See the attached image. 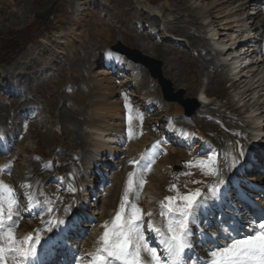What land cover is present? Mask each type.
<instances>
[{
  "label": "rangeland",
  "instance_id": "rangeland-1",
  "mask_svg": "<svg viewBox=\"0 0 264 264\" xmlns=\"http://www.w3.org/2000/svg\"><path fill=\"white\" fill-rule=\"evenodd\" d=\"M250 1L193 0L183 3L181 0H140L146 6H150L153 10L151 11L150 8L141 5L138 0H0V38L1 36L9 37L11 42L7 46L12 48L9 54V52L1 51L0 45V59L3 56L11 58L12 53L15 54L25 49L12 61L9 59L10 62L0 63V79L2 80V77L7 79L6 74L10 75L13 78V84L26 91V94L34 92L35 89L37 91L35 100H38L35 103L37 111H31V115L34 112L36 115L40 108L39 116L34 118L36 121L33 123L27 113L19 114V118L18 116L11 118L12 107L8 108L0 104V112L5 114L0 119V133L6 131V125L12 126L11 122L8 123L9 118L10 121H15L13 123L14 136H10L13 143L0 155V163L8 162L9 155H14L17 159L13 164L10 163L11 166L8 163L9 170L0 171L2 189L6 191L8 188V182L3 178V173H5V178H10L12 194L16 193V186H18L20 195L24 194L28 187L25 182L29 179L26 175L31 167L38 168L41 164L53 161L55 156H61L63 153L70 156L72 151L79 152L78 149L83 150L90 143L102 141L105 143L103 159L109 160L112 165L116 164V168H109L111 172V178L108 180L109 187L98 198V201L93 203L94 208L88 209L78 203V207L70 211H79L88 217H94L92 218L94 223L97 224L101 221L100 226L102 222L105 224L109 220L113 224V211L122 193V177L125 178L126 174L129 176L125 192V200L128 204L124 209V217L132 216L135 210H139V215L145 213L143 205L148 204L150 197L156 193L161 195V193L168 192L175 196L174 198L180 199V197L190 196L199 190L201 195L197 199L207 200L205 194L210 189V184L215 183L214 176L217 175V166L213 163L207 165L206 162L209 160L219 162L218 150L213 146L212 135H222V132L228 133L229 136L242 132L249 133L253 129L251 126L256 123L254 119H259V116H251L247 120L245 115L249 116V113L252 111L253 114L255 110L260 114L264 111V103H262L264 101V62L259 61L261 58L259 54L264 55V39L261 37V34L264 35V33L263 30L258 31L253 27L256 20L264 18V13L261 12L255 17L258 10L256 8L260 6L264 8V2L254 0L245 6L244 12H241L239 5L243 6L244 3ZM256 2L257 5H255ZM53 4L54 9L49 19L39 16ZM181 6L185 8H178ZM205 8L210 11L212 9L211 12L219 22L209 28L204 27L199 30L202 33L201 42L211 48L214 58L219 59V63L226 62V66L219 65L218 70L225 77L226 88V94L220 98L200 94L208 88L209 73L207 70L209 68L202 64L201 57L198 55L200 51L197 50V52L196 47L190 50L191 55L185 53L189 48L188 38L183 31L178 32L171 28L176 23L180 26L188 25L192 18L196 22L198 19L199 22H203L200 10ZM182 9H187L188 18L181 16ZM153 17H157L159 20L158 28L155 26L156 22L153 21ZM39 33L41 35L37 38ZM212 35L213 38L215 37L214 39ZM240 40L245 41V44H242L245 49H242L241 46L234 51L238 50L239 53L241 49L245 50L244 53L247 52L245 55H239L238 58L233 57L232 60H229L234 63H229L227 57L230 54L228 53L226 57L224 54L222 55L224 56L223 60L220 59L219 50L215 49L216 47L223 50V48L226 49L232 45L231 47L236 48L234 43ZM119 41L154 59L161 60L164 76L172 82L174 92L182 90L184 91L183 97L188 99L201 96L205 103L199 112L208 113V119H204L200 115L197 116V112L194 116L187 117L184 115L181 105L164 100L157 80L153 79L143 66L131 61H127L122 70L118 65V67L108 65L107 58L112 55H121L111 50V47L117 45ZM257 49H262L263 52L256 53ZM210 52H208L209 55H211ZM230 52L235 53L232 50ZM246 57L247 61L252 63L243 62V58ZM93 59H95V65L92 78L94 82L102 86L97 91H94L93 86H90L91 78H89L91 73L88 66ZM239 61L243 64L241 67L244 69L241 74L240 70L238 72L234 70ZM229 69L236 71L239 76H244L240 81H238L240 77L233 78L238 82L236 86H232L233 80L231 81L229 78ZM209 71L211 74L214 72V70L213 72ZM1 80L0 101L8 102V94L1 91V87L5 88V85L1 84ZM107 82L108 85L105 84ZM8 84L7 82L6 85ZM10 86L12 85L10 84ZM251 92L252 94H250ZM99 94L103 96L105 104L111 106L115 104V106L106 111H104L105 107L98 110L96 107L99 106H96V102ZM144 94L152 95L155 98L147 101ZM226 101H230L240 110V118H238V114L235 116L236 114L226 112L224 107ZM29 102L31 103V101ZM129 102L131 105L124 108V103ZM148 102L153 103L148 106ZM146 106L150 108H144ZM135 110L139 111L138 119L141 124L138 123L139 125H134L129 129L127 121ZM95 113H100L109 124V127L104 131L94 124L92 117ZM112 113L117 116L111 118ZM142 113L149 114L146 117L150 118L148 119L150 122L153 121L152 125L146 126ZM261 115L263 117L264 113ZM235 118L240 120L241 127L237 128L233 124L237 121ZM73 121L77 122L75 128L72 125ZM122 124L123 126L127 125V139H134L137 142L141 137L134 136V133L135 131L139 132L140 127L144 129L146 126L152 129V127H156L155 124L161 125L162 129L157 127L156 133L148 136L157 140L156 144L161 145L162 149H170L168 155L162 151V154L166 156L163 155V157L168 159H166V166L160 168L158 164L160 157L158 156L145 158L140 166L133 165V158L138 154L135 149L139 147L132 145L133 143L125 142V139L122 141L115 135V131L111 130L112 128L114 130L121 128ZM81 128L82 131L79 130ZM165 130H168L167 134H165ZM258 132L264 133L263 130ZM86 135L87 137H85ZM241 135L239 136L241 137ZM246 138L249 140L248 134H246ZM15 140H17L16 144ZM243 140L244 138L241 137L242 142ZM241 141L237 143L238 145H234L237 152H240L239 145L243 144ZM147 149L149 151L151 147ZM66 150L68 154L65 153ZM78 156L82 163L80 152ZM200 162L204 163V166L196 168L195 173L191 174L192 176L185 174L186 167L194 164L199 167ZM125 163H128V170ZM72 166L78 168L80 164ZM84 170L81 169V171ZM241 177L247 179L246 175ZM241 177L235 178L238 188L232 189L238 194L237 197L253 198L256 203L261 204L264 197L260 196L261 192L260 195L256 193L253 186L258 183L255 182L252 185L250 181L242 180ZM83 179H87V177L84 176ZM48 184L54 187L55 191H52L57 193L55 197L60 198L62 194L64 195V186H58L52 180L48 181ZM170 184L173 185L172 188L169 187ZM69 187L72 189V184H69ZM2 189L0 188V216L3 217L4 213H7L4 204L10 201L9 204L14 206L12 211L15 210L13 212L15 217L21 221V225L14 226L12 229L16 238L21 234L23 225L29 221L36 229L45 228L44 214L33 213L30 217L24 216L25 210L31 211L29 206L23 205L24 202L19 196H9L7 200H2ZM37 189L38 187L30 189L27 195H37ZM37 198L40 199L39 195ZM62 198L64 199L63 196ZM63 199L62 203L64 204L66 201ZM177 201H174L175 205L181 206L182 202ZM133 205L135 209L132 207ZM58 209H62L61 205L58 206ZM173 218L171 216V219ZM108 229L111 231V228ZM94 230V228L90 229L88 240L85 243L91 242L90 239L93 240ZM15 237H13L14 242H16ZM3 245H9L8 236L0 237V246ZM13 256L14 254L9 253L10 259Z\"/></svg>",
  "mask_w": 264,
  "mask_h": 264
},
{
  "label": "bare ground",
  "instance_id": "bare-ground-1",
  "mask_svg": "<svg viewBox=\"0 0 264 264\" xmlns=\"http://www.w3.org/2000/svg\"><path fill=\"white\" fill-rule=\"evenodd\" d=\"M139 1V3L142 5H144L145 7H148V6H146V4H144V2H140V0H138ZM184 1H188V2H192L193 0H181V2H183L184 3ZM227 1H230V0H227ZM254 0H251L250 2H246V3H244L243 4V6L241 5H239V8H240V11L241 12H244V10H245V6L247 5V4H249V3H252ZM258 1H260V2H264V0H258ZM235 2V1H234ZM239 2V1H238ZM259 2V3H260ZM258 3V4H259ZM264 4V3H263ZM255 5H257V2H256V4ZM178 6H179V4H178ZM183 6V5H182ZM178 7V8H185V7ZM150 8V6L148 7V9ZM210 9V8H209ZM256 9H258L257 11H256V14H255V17L256 16H258V15H260V12L261 13H264V8H261V6L258 8H256ZM150 10L151 11H153L152 10V8H150ZM180 10V9H179ZM187 10V9H186ZM186 10L185 9H182V11H181V13H182V15L181 16H183V17H189V14H188V12H186ZM201 11V15H202V18L201 19H203V22L201 21V22H199V19H198V22H196V21H194L193 20V18H192V20H191V22L189 21L188 22V25H183V26H180V25H178L177 23L176 24H174L175 26H173V27H171L172 29H174V30H176V31H183L184 32V34H185V36L188 38V44H189V48L188 49H186V54L187 53H190V50L193 48V47H196V51L197 50H199L200 51V53L198 52V55H199V57H201V62H202V64L203 65H205L206 66V68H209L207 71H208V73H209V85H208V88L205 90V91H202L201 92V95H210L209 97H211V96H214V97H216V98H220V97H222L223 95H225L226 94V88H225V77L222 75V73H220V72H218V70H219V65H220V61H219V59H216V58H214L215 56L213 55V51L211 50V48H209V46L208 45H206L205 43H202L201 42V32L199 31V30H201V29H203L204 27H208L209 28V26H212V25H214V24H216V22H219V21H217L216 19H217V17L215 16V15H213V13L211 12L212 11V9H211V11L210 10H208V9H202V10H200ZM190 16H192L191 14H190ZM193 17V16H192ZM153 19V21H155L156 22V27L158 28L159 27V20H158V18L157 17H153L152 18ZM191 19V18H190ZM196 19V18H195ZM263 19L264 18H262V19H260V20H256L255 21V23H254V25H253V27L256 29V30H258V31H260V30H263V33H264V22H263ZM178 22V21H177ZM193 27H195L194 29H193ZM170 28V27H169ZM180 34H181V32H180ZM261 37H263V39H264V35H262L261 34ZM203 41V40H202ZM238 42H241V40L240 41H238ZM240 47V46H239ZM238 46H236V48H234V47H231L229 50H226V52L224 53L223 52V50L225 49V48H223V50L222 49H219V54H220V52H221V54L220 55H223L224 54V56H226L227 55V53L228 54H232V52H230V50H232L233 52H235L234 50H236L237 48H239ZM234 48V49H233ZM245 49V47L244 46H242V49ZM211 51V52H210ZM238 51V50H237ZM208 52H210L211 53V55H209L208 54ZM245 52V51H244ZM247 53V52H246ZM246 53H241V55L240 56H243V55H245ZM188 55V54H187ZM190 55H191V53H190ZM113 57L115 58L114 60H113ZM228 59V58H227ZM240 59V58H239ZM215 60H216V62H215ZM127 59L122 55H112L111 57H109V58H107L106 59V63L109 65V64H111V65H114V67H115V65L117 66H119V68L122 70L123 69V66H125L126 64H127ZM226 62L224 61L223 62V64L222 65H225L226 66V64H225ZM94 65H95V59H93V61L90 63V65L88 66V68H89V72L91 73L90 75H89V78H91V83H92V86H93V88H94V91H97V90H100V88L102 87L100 84H97L96 82H94L93 81V69H94ZM117 66V67H118ZM241 66H243V64H241V62L239 61L238 63H236V69H234V70H237V72L240 70V74L244 71V69H243V67H241ZM112 67V66H111ZM209 70H211L212 72H213V70H214V72H213V74H211L210 73V71ZM243 70V71H242ZM236 77H240L239 79H238V81H240V80H243L242 78H244V76H239V75H237ZM2 79H4V78H2ZM6 79V78H5ZM89 80V79H88ZM231 81L233 80V79H230ZM238 82L237 81H235V80H233V82H232V86H236V84H237ZM106 85H108L109 83L107 82V83H105ZM111 85H112V83H111ZM91 86V85H90ZM106 88H108L107 86H106ZM253 90V89H252ZM251 91V90H250ZM263 91V90H262ZM96 93V92H95ZM22 93H19V95H15V94H12L11 95V107H12V110H13V112L14 111H18L19 109H22L23 107H25V105L26 104H30V102L29 101H31L30 100V98L29 99H24V100H20L21 98H22V95H21ZM250 94H252V92L250 93ZM249 94V95H250ZM144 96H146L145 94H144ZM147 98H146V100L147 101H149V100H152L153 98L151 97V96H146ZM242 99L240 98V101H241ZM260 101V100H259ZM200 102H201V104L203 105L204 103H205V101L202 99V100H200ZM153 103V102H152ZM152 103H150V102H148L147 104H148V106H149V104H152ZM263 103H264V101H263ZM131 105V103L129 102V103H124V108L125 107H129ZM96 106H99V107H96L98 110L99 109H102V108H104L105 110L104 111H106L108 108H112V106L114 107L115 106V104L114 105H109V104H105V101H104V99H103V96L102 95H100L99 94V97H98V99H97V102H96ZM133 106V105H132ZM224 107L226 108L225 110H226V112H231V113H233V114H236L235 116H237V114L239 115L238 116V118H240V116H241V112H240V110L238 109V108H236L233 104H231L230 103V101H226V103H225V105H224ZM132 108V107H131ZM144 108H150V107H144ZM97 110V111H98ZM216 110V109H215ZM148 111V110H147ZM152 111V110H151ZM214 111V110H213ZM256 111V110H255ZM10 112V111H9ZM218 112V111H217ZM216 112V113H217ZM15 113V112H14ZM115 113H117V112H115ZM200 113V112H199ZM197 114V116H202L204 119H208V113L207 114H204V113H200V114ZM222 113V112H221ZM66 114V113H65ZM143 115H144V117H143V121H144V123L145 124H149L150 123V120H148V119H150V118H147L146 116L147 115H149V114H147V115H145V113H142ZM262 114V113H261ZM4 112H0V119H2L3 117H4ZM220 115V114H219ZM104 116V115H103ZM111 116V118H114V116H117V115H114L113 113H112V115H110ZM138 116H139V111H137V110H135V111H133L132 112V117L129 119V124H128V121H127V124H128V127H129V129H131V128H133L134 127V125H137L138 123L139 124H141L140 123V119H138ZM8 117H9V114H8ZM8 117H7V119H8ZM105 117V116H104ZM154 117V116H153ZM258 117V116H257ZM94 120H93V122H94V124H97L100 128H102V130L104 131V129H106V128H108L109 127V124H107L106 123V121H105V119L102 117V115H100V113L98 114V113H95V115H93V117H92ZM152 118V117H151ZM66 119V118H65ZM236 119V118H235ZM254 119V118H253ZM260 119V118H259ZM259 119H254V120H256V121H258ZM237 120V119H236ZM142 121V122H143ZM214 121H216V120H214ZM151 122H153V121H151ZM264 122V121H263ZM138 124V125H139ZM223 124V123H222ZM233 124L238 128V127H241V124H240V120L238 119L236 122H233ZM1 125V124H0ZM72 125H73V128H75V127H77V122H72ZM71 125V126H72ZM261 126L262 125H256V127H255V132L256 133H258V131H260V130H263V128H261ZM120 127H121V125H120ZM139 127V126H138ZM72 129V128H71ZM234 129H235V127H234ZM234 129H232V130H234ZM80 131H82V128L81 129H79ZM112 131H115V135H117L118 137H119V139H122V141L125 139V142H128L129 144H131V143H133L132 145H136V146H138L139 147V151H144V147L146 146V145H148L149 144V142H151V137H149L148 135L149 134H151V135H154L156 132V130L155 129H151L150 131H149V129H147L146 130V135H144V136H142V138L137 142L136 140H134V139H127V135H126V126H123V124H122V127L121 128H118V129H116V130H114V128H112L111 129ZM232 130H230V131H232ZM101 131V130H100ZM166 131V130H165ZM236 131V130H235ZM239 131V129L237 130V132ZM245 131V130H244ZM102 133V132H101ZM255 133V134H256ZM259 133H262V132H259ZM222 135H212V137H213V146L218 150V156H219V162H217V161H214L213 163L217 166V172H218V174L217 175H215L214 176V180L215 181H217L218 180V178H219V176L221 175V174H223V173H227L228 175H231V172H232V174H233V179H235V178H237V176L238 177H241L242 175H245V173L246 172H248L247 170L249 169V167H251L253 164H254V161H253V159H249L251 162L249 163V162H247V163H245L244 161H243V158L241 159V155H239V157H240V159H239V161L235 158L236 157V151H235V147H234V145H236L237 143H240V141H241V137L242 138H244V140H243V144L242 145H244L245 143H246V145L249 143V140H247V138H246V134L244 133V132H242V133H240V134H238L237 133V135H233V136H229V135H227L228 133H221ZM241 134H243V135H241ZM254 134V135H255ZM239 135H241V137L239 136ZM260 135V134H259ZM259 135H255L256 137H254V139H255V141H256V139L258 140L257 141V143H259L260 141H263L264 140V137H262L261 138V136H259ZM85 137H87V135L85 136ZM90 139V138H89ZM88 139V140H89ZM88 140H85V142H88ZM189 140V139H188ZM247 141V142H246ZM245 142V143H244ZM264 142V141H263ZM93 144V146L91 147V152H93V153H91L92 154V157H89V160H88V164L90 165V166H95L96 164H98L99 162H100V160L102 161L101 162V165H103V164H108V162H106V160H104V159H101V157H100V153H102V154H104L105 153V151L103 150V147L105 146V143L104 142H102V141H96L95 143H92ZM131 145V146H132ZM238 145V144H237ZM262 148L263 147H261V150H260V153H263V150H262ZM135 151H137V149H135ZM97 152V153H96ZM158 153H160V151L158 150V149H156V148H153L150 152L148 151L147 152V156H155V157H157V155H158ZM113 155V154H112ZM235 155V156H234ZM158 157H160V160H159V165L160 166H164V165H166L167 163V160L165 159V157H163V155H161V156H158ZM231 157H234L233 159H231ZM57 161H61V166H59V167H54V168H51V167H48V166H45V165H39V167L38 168H35L34 166L33 167H31L30 168V172H29V174H30V177H35L36 178V180L37 179H42V181H45V180H48V177L52 174V172H56V171H58V172H61V171H63V169L64 168H66V166H68V164L71 162V161H77V160H79L80 158H79V156H77V157H75V156H73V155H71L70 154V156H66V155H63V156H60V157H58V158H55ZM17 159L14 157V156H9V161H11L12 163L13 162H15ZM241 160V161H240ZM195 163V162H194ZM204 163H199V167H198V165H192V166H190V167H186V169H185V174L186 175H188V176H190L191 174L193 175L195 172V169L196 168H201V167H203L204 165H203ZM247 164V165H246ZM158 165V166H159ZM239 165V166H238ZM156 166H157V164H156ZM112 167H114V166H112ZM114 168H116V167H114ZM127 168H129V166H128V163H127ZM194 172V173H193ZM191 175V176H192ZM129 176H126L125 178L124 177H122V183H123V192H126V181H127V178H128ZM155 177V176H154ZM161 177V176H160ZM95 178H97V176L95 177ZM244 178H246V177H244ZM36 180H35V182H36ZM153 180V179H152ZM158 180V179H157ZM153 182V181H152ZM255 182H257L258 183V186H259V184L261 185V183H262V193H264V185H263V182H264V178L263 177H261V176H258L256 179H255ZM255 182H254V184H255ZM117 186V185H116ZM11 188H12V186H10ZM45 187V186H44ZM219 188L221 189V188H223V191H222V197L221 198H219L218 197V195H217V193L216 192H218V190H219ZM219 188H217L216 190H215V192L213 191V190H211V189H209V190H207V192H206V194H205V196L207 197V198H209V199H211V198H214L215 197V201H217L218 203H220V204H223L222 202L223 201H225L226 203H228L230 206H228L227 208H231V209H234V210H232L231 212H229V213H232V215H234L235 217H237L238 218V220H239V225L241 226H243V224H244V222H247L246 220H249V219H252L253 217H251L250 216V213H249V211L247 210H245V209H243V207L241 206V205H239V204H237V208H233L232 206H231V202H235V201H239L241 198L240 197H237V193L236 192H234V191H231V189H230V185L229 184H226V186H224V185H222L221 184V187H219ZM99 191V190H98ZM52 195V194H51ZM136 198V197H135ZM134 198V199H135ZM124 200V199H123ZM135 200H137V199H135ZM210 201V200H209ZM224 202V203H225ZM152 204H154V203H148V204H144L143 205V208H146V209H149L150 207H151V205ZM112 208V207H111ZM242 209H243V211L244 212H242ZM200 210H201V208H200ZM196 212L197 213H200L199 214V218H197V219H194V217H195V215H196ZM203 212H205V211H203ZM234 213V214H233ZM257 214H258V212H256V214H255V217L257 216ZM204 214L203 213H201V212H199V211H197V209H196V211L195 212H193V215H192V224H194V225H196V222H198V221H200V220H202L203 218H204V216H203ZM230 216V215H229ZM18 225L19 224V221H17L16 223H15V225ZM246 224H248V226H250V223H246ZM192 226V225H191ZM250 228H251V226L250 227H245V231H248V230H250ZM29 229V231L30 230H32L31 229V227H29L28 228ZM53 229H54V227H53ZM229 229V228H228ZM227 229V230H228ZM226 229H224V232L225 233H228V231H227ZM242 230V229H241ZM235 231L237 232L238 230H237V228L235 229ZM12 232V231H11ZM204 234L203 233H201L200 235L198 234V235H195L194 237H192V238H190L189 239V243H191L193 240H195V243H194V250H193V252H194V255H197V254H201V256H204V253L206 254V253H208V250H206V251H204V253L202 254L199 250H197L198 248H199V244L201 243V241H202V236H203ZM4 237H7V235H4ZM6 239V238H5ZM97 241V240H96ZM5 243V242H4ZM14 244L16 243V242H13ZM26 243H28V242H26ZM208 245H210V244H208ZM99 248H101V239L99 238L98 239V241H97V245L96 246H87V247H85L84 246V248L82 249V251L80 252V254H81V256H82V262L83 261H85V260H87L89 257H91L92 256V253H96L97 252V250L99 249ZM147 260L149 261V264H151V257H148L147 256ZM81 262V263H82Z\"/></svg>",
  "mask_w": 264,
  "mask_h": 264
},
{
  "label": "snow or ice",
  "instance_id": "snow-or-ice-1",
  "mask_svg": "<svg viewBox=\"0 0 264 264\" xmlns=\"http://www.w3.org/2000/svg\"><path fill=\"white\" fill-rule=\"evenodd\" d=\"M241 154H243L242 151ZM221 183L226 186V182L222 181ZM200 195L199 190H197L192 195L183 197L182 208L177 205L166 209L174 217L167 225V233L160 228H153L152 222L149 221L147 230L155 232L160 237L164 248L163 253H158L156 247L148 245L147 238L141 231L143 217L138 214L139 210L133 211L132 216L123 222H121V213L118 212L111 231L106 227L100 238L102 246L97 250V255L92 257L93 264H149L148 260H142V251L150 255L151 264H181L182 253L186 249L188 251L194 250L195 240L189 243V239L195 236L192 210L203 207L200 199H197ZM124 207L125 204L122 201L121 209ZM132 207L135 209L134 205ZM161 214L163 215V212ZM7 219L12 220L11 210H9ZM6 223L0 216V229H4ZM8 227L9 245L7 248L0 246V259L7 251L18 257L22 264H43L38 252L32 246L27 249L12 246L14 240L10 231L11 226L8 225ZM57 227L60 232H63L67 223L61 222ZM224 238L226 243L205 245L212 259L204 260V264H264V217H262V222L252 226L249 234L238 237L225 233ZM201 243L204 242L201 241ZM79 259V257H73V264H76Z\"/></svg>",
  "mask_w": 264,
  "mask_h": 264
},
{
  "label": "water",
  "instance_id": "water-1",
  "mask_svg": "<svg viewBox=\"0 0 264 264\" xmlns=\"http://www.w3.org/2000/svg\"><path fill=\"white\" fill-rule=\"evenodd\" d=\"M53 9H54V4L47 11L42 12L41 15L39 14V16L48 19L49 16L52 14ZM112 49L124 53L134 61L140 62L144 64L146 67H148V69L151 72V75L154 78H158L159 83L162 86V90L164 92L165 98L170 101L176 100L182 103L186 107L187 113L189 114L192 113L194 108L199 105L196 99H183L184 91L181 90L177 93L173 92L171 81L167 80L162 73V69H161L163 64L162 61L156 60L148 55H145L138 49H133L128 46L122 45V43L120 42L117 45H114Z\"/></svg>",
  "mask_w": 264,
  "mask_h": 264
},
{
  "label": "trees",
  "instance_id": "trees-1",
  "mask_svg": "<svg viewBox=\"0 0 264 264\" xmlns=\"http://www.w3.org/2000/svg\"><path fill=\"white\" fill-rule=\"evenodd\" d=\"M9 42H11V41H3V42H1L4 46V49H7L8 48V46H7V44L9 43Z\"/></svg>",
  "mask_w": 264,
  "mask_h": 264
}]
</instances>
